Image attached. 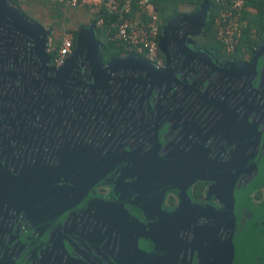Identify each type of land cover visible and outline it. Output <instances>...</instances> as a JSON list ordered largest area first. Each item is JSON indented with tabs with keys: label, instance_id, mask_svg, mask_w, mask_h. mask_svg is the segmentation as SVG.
<instances>
[{
	"label": "flooded vegetation",
	"instance_id": "af4514ba",
	"mask_svg": "<svg viewBox=\"0 0 264 264\" xmlns=\"http://www.w3.org/2000/svg\"><path fill=\"white\" fill-rule=\"evenodd\" d=\"M162 29V66L101 60L95 99L74 71L73 101L0 93V264H264V41L218 58Z\"/></svg>",
	"mask_w": 264,
	"mask_h": 264
},
{
	"label": "water",
	"instance_id": "95a60500",
	"mask_svg": "<svg viewBox=\"0 0 264 264\" xmlns=\"http://www.w3.org/2000/svg\"><path fill=\"white\" fill-rule=\"evenodd\" d=\"M208 11L207 0H202L198 10L167 21L162 29L160 41L162 49L173 47L188 50L192 44L191 38L202 33L208 19ZM95 28L94 21L76 35L74 51L62 68L59 70L48 68L49 57L46 47L49 33L27 22L7 0H0V93H15L19 88L25 91L39 90L49 86L50 89L63 90L65 94L60 95L73 101L78 98L76 89L80 90L86 86L82 78L76 80L70 76L71 71H74L78 77H82L83 73L93 77L88 89L95 99V91L102 88L100 83L110 79L108 73L101 76L104 70L101 67V50L98 49L100 44L96 39ZM192 55L198 57L203 54L196 51ZM118 64L119 67H111L108 72L127 66L124 64L123 66L122 62ZM47 73L52 76H47ZM69 78L70 83L67 82V87H62L61 82ZM259 249L264 254V242L259 245Z\"/></svg>",
	"mask_w": 264,
	"mask_h": 264
},
{
	"label": "built area",
	"instance_id": "2783aa9c",
	"mask_svg": "<svg viewBox=\"0 0 264 264\" xmlns=\"http://www.w3.org/2000/svg\"><path fill=\"white\" fill-rule=\"evenodd\" d=\"M68 8L94 7L109 16L116 18L111 24L115 32L110 39L124 47L126 57H133L151 63L156 67L163 64V56L159 48L161 22L158 13L153 8L151 0H137L139 13L129 12L132 0H54ZM217 11L213 17L216 40L221 45L222 52L231 56L240 45L248 21L244 14L251 9L247 0H215ZM142 15L146 16L144 20ZM103 17H98L95 26H103ZM47 50L52 52L51 63L56 68L62 67L72 55L75 40L71 34H64L57 47L49 39ZM55 52V53H53Z\"/></svg>",
	"mask_w": 264,
	"mask_h": 264
},
{
	"label": "trees",
	"instance_id": "16d2710c",
	"mask_svg": "<svg viewBox=\"0 0 264 264\" xmlns=\"http://www.w3.org/2000/svg\"><path fill=\"white\" fill-rule=\"evenodd\" d=\"M7 1L12 6L19 7L23 0ZM207 2L209 5L208 19L201 35L196 37L194 42L210 52H213L216 57L223 58L227 55L222 52L221 45L216 40V32L213 26V17L217 11V6L215 0H207ZM201 3L202 0H151L153 8L158 13L161 27H163L167 21L180 14V7L189 6L193 10H196ZM247 5L251 9L244 14L245 19L248 21V29L245 31L240 45L237 48L238 52L241 51V48L250 50L253 47L259 46L264 41V0H247ZM129 12L132 15L139 13L137 0H132L130 2ZM100 13V17L104 19V24L103 26L96 27L95 30L96 39L101 45V60L105 62L112 56H119L125 51L122 44L110 39V36L115 32V28L112 27L111 24L115 22L116 18L105 14L103 10H101ZM142 18L145 20L146 16L142 15ZM73 35H75V32H73ZM58 45L59 42L54 43L55 47Z\"/></svg>",
	"mask_w": 264,
	"mask_h": 264
},
{
	"label": "rangeland",
	"instance_id": "374dc122",
	"mask_svg": "<svg viewBox=\"0 0 264 264\" xmlns=\"http://www.w3.org/2000/svg\"><path fill=\"white\" fill-rule=\"evenodd\" d=\"M13 8L27 22L47 31L49 39L54 43L59 42L65 33L75 32L74 36H76L81 30L88 28L92 21L91 15L84 9L68 8L54 0H23L19 7L13 6ZM196 10L189 6H182L178 16L189 15ZM98 49L101 50V45Z\"/></svg>",
	"mask_w": 264,
	"mask_h": 264
},
{
	"label": "crops",
	"instance_id": "0c3cea01",
	"mask_svg": "<svg viewBox=\"0 0 264 264\" xmlns=\"http://www.w3.org/2000/svg\"><path fill=\"white\" fill-rule=\"evenodd\" d=\"M77 9H84L85 11H87V13H88L89 15H91L90 17H92V21H91V23L89 24V26H90L94 21H96L97 18L100 17V14H101V13H100L101 10L98 9V8H94V7H84V8H77ZM65 34H71L72 37L74 38V40H75V38H76V36H74L72 33H65ZM53 43H54V42H53Z\"/></svg>",
	"mask_w": 264,
	"mask_h": 264
}]
</instances>
